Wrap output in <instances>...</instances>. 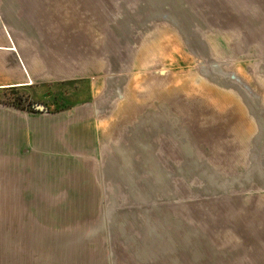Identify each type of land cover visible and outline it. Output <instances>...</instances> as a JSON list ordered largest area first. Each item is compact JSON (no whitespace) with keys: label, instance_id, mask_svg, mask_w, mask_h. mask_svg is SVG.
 <instances>
[{"label":"rangeland","instance_id":"rangeland-1","mask_svg":"<svg viewBox=\"0 0 264 264\" xmlns=\"http://www.w3.org/2000/svg\"><path fill=\"white\" fill-rule=\"evenodd\" d=\"M86 1L72 10L96 17L115 69L135 65L138 54L146 68L180 80L189 69L195 84L243 99L238 112L255 136L218 143L184 130L170 136L167 126L160 136L146 130L145 152L113 155L104 178L93 164L70 160L58 169L45 162L15 185L1 177L0 264H264V0ZM41 6L46 22L55 4ZM87 88L0 94V107L29 112L15 98L32 95L28 102L55 112L86 101ZM194 102L195 123L207 125L204 114L216 116V105L207 111Z\"/></svg>","mask_w":264,"mask_h":264},{"label":"crops","instance_id":"crops-1","mask_svg":"<svg viewBox=\"0 0 264 264\" xmlns=\"http://www.w3.org/2000/svg\"><path fill=\"white\" fill-rule=\"evenodd\" d=\"M48 2L56 13L41 22L38 8L45 7V0H0V94L14 98L22 90L31 94L43 86L80 83L88 87L86 101L48 113L0 107V178L6 184H19L22 176L35 178L45 162L58 169L67 160L83 168L93 164L104 178L113 155L130 148L145 152L146 130L160 136L168 126L170 136L184 130L192 138L214 137L218 143L235 137L238 145L255 136L238 112L240 96L203 81L195 84L189 69L180 80L176 72L146 68L140 54L135 65L115 69L114 50L97 40L96 17L82 18L72 10L81 0ZM195 99L207 111L217 107L216 116L204 114L207 125L195 123Z\"/></svg>","mask_w":264,"mask_h":264},{"label":"trees","instance_id":"trees-1","mask_svg":"<svg viewBox=\"0 0 264 264\" xmlns=\"http://www.w3.org/2000/svg\"><path fill=\"white\" fill-rule=\"evenodd\" d=\"M15 100H24V102H25V105L24 106H22L19 103L17 105H14V107L16 109L25 110V111H29V112H33V113H42L40 110H37L36 109V106H34L33 104H31L30 102L27 101V100H31L30 98H27V97H19L18 96L17 98H15ZM45 110L49 112V109H48L47 106H45Z\"/></svg>","mask_w":264,"mask_h":264},{"label":"water","instance_id":"water-1","mask_svg":"<svg viewBox=\"0 0 264 264\" xmlns=\"http://www.w3.org/2000/svg\"><path fill=\"white\" fill-rule=\"evenodd\" d=\"M36 109L37 110H40V111H42V112H46V110H45V106L44 105H38V106H36Z\"/></svg>","mask_w":264,"mask_h":264}]
</instances>
